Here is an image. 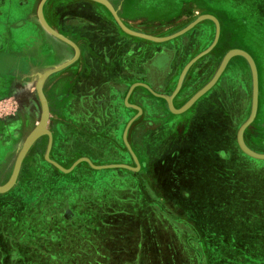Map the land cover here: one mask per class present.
<instances>
[{
    "label": "crops",
    "instance_id": "0c3cea01",
    "mask_svg": "<svg viewBox=\"0 0 264 264\" xmlns=\"http://www.w3.org/2000/svg\"><path fill=\"white\" fill-rule=\"evenodd\" d=\"M106 1L116 15V10L124 4H153L149 0ZM39 2L0 0V98L7 96L14 100L10 96L16 95L20 86L33 79L37 82V73L75 57L73 45L42 25L37 13ZM207 2L219 5V0ZM12 4L19 7L17 12H12ZM101 4L95 0H45L41 16L51 29L82 52L83 47H90L93 31L90 26L81 28L77 19L95 20L94 7ZM215 10L219 19V7ZM65 15L69 17V24L62 27L60 22L65 20L60 17ZM229 15L232 14L222 11L224 20L230 19ZM158 18L170 20L172 16ZM104 39L100 41L105 42ZM171 51L164 48L162 53ZM72 62L45 77L42 93L49 83L55 82L57 87L61 70H69ZM138 83L133 82L130 87ZM132 90H128L124 101L128 110L135 107L137 112L127 119L121 133H116L120 134L117 140L103 143L98 135L105 131L99 129L101 133L92 138L93 149L78 156L68 152L57 156H67L66 162L59 161L51 151H44L36 182L29 181L22 187L0 193V264H141V261L143 264H193L195 259H202V252L192 251V243L207 244L209 239L207 235L202 239L201 234H193L191 229L206 228L202 226L201 215L219 210L217 204H208V175L201 166H195L206 161L166 158V150H171L174 144L157 147L150 133L144 138L148 142L145 148L134 147L128 139L130 125L141 118H152L154 111L151 101H145L142 108L136 105L129 97ZM45 92L48 100L51 96ZM11 124L0 123V151L7 146L8 135L16 138ZM60 140L58 137L51 144L47 141L44 146L60 147L63 144ZM175 146L186 150L190 144L185 141ZM138 150H142V157L138 156ZM4 157L0 153V160ZM68 163L73 165L69 171L57 167L66 169ZM71 172L78 173L69 175ZM65 207L69 208L71 219L62 217ZM90 245H100L102 252L105 251L103 257L90 255ZM162 245L169 250L164 263L157 261ZM76 247H80L77 252ZM214 264H219L218 256Z\"/></svg>",
    "mask_w": 264,
    "mask_h": 264
},
{
    "label": "rangeland",
    "instance_id": "374dc122",
    "mask_svg": "<svg viewBox=\"0 0 264 264\" xmlns=\"http://www.w3.org/2000/svg\"><path fill=\"white\" fill-rule=\"evenodd\" d=\"M158 1L161 6L156 16L161 18L163 15H169L172 18L170 20L158 19V24L152 32L145 29V25L143 31L134 30L126 26L118 16L117 18L126 28L157 39L151 40L141 36L129 35L138 38L143 44H153L155 49L160 50L164 48H177L178 50L180 47V51L174 57L175 60H180V63H177L179 75L190 60L211 47L191 62L182 77V80L185 79L183 81L190 85L189 97L197 91L198 84L204 85L212 78L222 57L229 49L237 48L247 52L250 56L253 55L251 58L257 71L259 97L257 96L255 116L244 128L242 139L248 149L264 154V22L257 17L260 10L251 12V9H255L254 6L258 7L257 0H219V5L208 4L207 0H204L203 3L200 0ZM163 1L165 4L161 3ZM140 4L141 2L138 3V6H141ZM102 6L104 7L103 4L100 5V7ZM217 6L219 7V19L215 15V7ZM12 7V12H17L19 7L16 4H12ZM100 7L95 5L94 9L102 14L103 9ZM1 11H5V9L1 8ZM222 11L231 13L230 19L224 20ZM204 14L214 16L218 22L219 31L212 46L210 45L215 38L216 25L209 18L197 19ZM115 21L121 28L118 21L116 19ZM148 52L150 51H144V58L148 56ZM237 59L246 61L239 54L229 58L232 61ZM246 63L248 73L243 79H245L244 82L248 87L249 95L246 94V98L240 99V107L235 110L237 114H233L226 106L225 117L223 121L220 120L219 76L224 75L226 77V74L230 76L231 69L225 74H222L223 71H221L211 88L205 92L206 94H202V96L205 94L203 97V100H206L203 101L205 105L201 107L199 103L202 100L198 101L197 99L184 110H188L186 115L189 118L188 130L183 136L177 137L180 135L177 133L176 138L173 139L175 140L173 145L175 148L171 149L172 157H181L182 160L201 158L206 161L202 165L197 164L195 166H201L203 172L208 175V204L219 206L218 211H209L201 215L202 226L205 225L206 228L191 229L193 234H201L202 239L207 235L209 239L207 244L192 243L193 252H202V259H195L193 264H214L217 256L219 257V264H264V233L262 234L256 229L259 228L264 231V224L260 222V217L264 212H259V210L264 209V159L252 158L244 153L236 140L238 128L248 117L251 107L252 79L250 67L247 61ZM38 74L36 75L39 77ZM179 75H177V79ZM182 80L178 89L173 92L174 94L183 85ZM33 81L20 86L16 95L10 96L14 100L7 98V96L0 98V123H12L11 125H14L12 129L14 128L16 131V138H13V135H6V138L9 137L5 143L7 146L2 147L0 151L1 155L5 156L0 160V185L8 180L14 159L25 137L39 125L42 118H45L42 130H39V134L22 158L17 177L10 189L22 187L29 181H37L35 177H38L40 173L41 154L43 151L50 152L52 150L50 145L45 149L43 148L46 138L48 141L56 140L58 137L69 141L74 139L72 130H67L63 134L57 131V116H54L49 109L50 104L54 108L56 107L55 100L51 101L52 98L45 99L48 114L46 117L41 115L42 107L36 88L37 82ZM240 82L241 80L238 83L240 84ZM195 83L197 84L196 87L193 85L191 88V85ZM133 86L129 87L132 89ZM241 87V92L245 93L242 85ZM45 91L50 93V89L44 86L43 95L46 96ZM162 94L167 95L166 93ZM163 99L164 97H162ZM170 112H167L170 118H175L174 115L178 114L171 109ZM66 120L69 124L68 127H70L72 119L67 117ZM195 128L197 130L194 131ZM193 132L196 134L193 135ZM185 141L190 144L186 150H181L175 146ZM66 166L67 168L70 167L69 163ZM215 177L219 180L215 181ZM203 215H205L204 219ZM196 216L197 218L200 217L199 214ZM161 250L162 253L159 254L157 261L164 263L169 250H166L163 245Z\"/></svg>",
    "mask_w": 264,
    "mask_h": 264
},
{
    "label": "flooded vegetation",
    "instance_id": "af4514ba",
    "mask_svg": "<svg viewBox=\"0 0 264 264\" xmlns=\"http://www.w3.org/2000/svg\"><path fill=\"white\" fill-rule=\"evenodd\" d=\"M149 1H152L153 4H145L146 6L141 4L138 6L136 3L135 5L132 3L124 4L120 10H116L118 18L134 30L143 31L145 25V29L150 30L149 32L154 31L159 19L155 15L158 14L161 5L156 0ZM100 8L103 9V13L100 14L95 10V20L77 19L81 28L87 26L92 28L93 39L90 47H83L82 52L77 47L78 53L69 70H61L57 87L55 82L45 86L52 93L47 91L48 96L53 97L49 99L56 101V107L54 108L50 104L49 109L54 116H57V131L62 134L67 130L74 132L72 141L62 139L60 141L65 144H60V147H53L51 150V154L61 162L69 160L66 158L67 156L57 157L65 155L66 152L78 156V154H83V151L86 153L88 149H93L95 144L92 138H94V134L101 133L99 129L105 131L104 134L98 135L103 143L108 144L110 140L118 139L120 134L117 136L116 133H121L127 119L137 112L135 107L128 110L129 107L127 108L124 101L129 86L133 82L139 83L133 86L129 96L131 100L141 108L145 101H151L154 111L152 118H143V120L141 118L130 125L128 139L134 147L142 146L145 148L148 142H144V138L148 133L151 134L157 147L170 146L174 144L175 140L173 139L176 138L177 133H180L177 137L183 136L188 130L189 118L186 117L188 110L175 114V118H170L168 113L171 112L167 100L165 98L162 100L161 96L150 91L151 89L157 94L166 93L167 95L173 93L178 81L177 75H179L177 63H180V60H175L174 57L180 51V47L178 50L172 48L171 52L165 54L162 53V50L155 49L153 44H143L138 38L129 36L117 25L109 9L103 6ZM60 18L65 20V22L61 21L60 25L66 27L69 24L67 21L69 17L65 15ZM101 38H105V42L100 41ZM145 50L151 52H148L146 58L143 55ZM251 56L253 57V55ZM246 64V61L238 59L229 60L222 74L231 69L230 76L227 74L226 77L224 75L219 76V117L221 121L225 117L226 106L233 114H237L235 110L240 107V99L246 98V94L249 95L248 87L245 85V79H243L248 73ZM183 80L185 81V79ZM183 80V85L171 98V104L174 108H179L190 98L188 92L190 85H187ZM239 80H241L240 84L238 83ZM193 85L196 87L197 84H192L191 88ZM241 85L245 93L241 92ZM202 86L198 84L196 90ZM56 90L60 91V94H56ZM72 94L73 96H71ZM205 94L198 98V101L202 100L199 103L201 107L205 105L206 100H203ZM129 102L131 103L130 100ZM179 115L180 117H178ZM64 117L72 119L70 127H68L69 124ZM47 141L46 138L44 145ZM44 145L43 148L45 149ZM141 151L138 150L137 154L142 157ZM166 151L168 154L166 158L172 157V150ZM41 156L43 162L44 151ZM74 173L77 174L78 172H71L69 175ZM62 217L72 218L69 208H64ZM99 246L90 245L88 248L90 255L94 254L102 258L105 251L102 252ZM64 247L67 250V246L64 245ZM84 248L85 246H82V249ZM74 249L77 252L76 250L80 247Z\"/></svg>",
    "mask_w": 264,
    "mask_h": 264
},
{
    "label": "water",
    "instance_id": "95a60500",
    "mask_svg": "<svg viewBox=\"0 0 264 264\" xmlns=\"http://www.w3.org/2000/svg\"><path fill=\"white\" fill-rule=\"evenodd\" d=\"M44 1L45 0H40L39 5H38V8H37V13H38L39 20L41 21L42 25L44 26V28H46L47 31L53 33L55 36H57V37L65 40L66 42H68L71 45H73V47H74V49L76 51V53H75V57H76V55L78 53L77 47L69 39H67L63 35L57 33L53 29H51L46 24L45 20L42 18V16H41V6H42V3ZM95 1L102 3L103 5H105L110 10V12L113 14V16L115 17V19L120 24L121 28L126 33L131 34V35H135V36H141V37L149 38L151 40H157V39H155L153 37L145 36L144 34H141L139 32H136V31H133V30H130V29L126 28L121 23V21L117 18V15H116L113 7H111V5L106 0H95ZM201 18H209V19H211V20H213L215 22V25H216V34H215V38H214L212 44L210 45V46H212L215 43V41H216L217 34H218V31H219L218 22H217V20H216V18L214 16L209 15V14H204V15L198 17L197 19H201ZM210 48L211 47H208L203 52H201L200 54L196 55L192 60H190L187 63V65H185V67L183 68V70L181 71V73L179 75V78H178V81H177V84H176V88H175L174 91H176V89H178V87L180 85V82L182 80V77H183L185 71L187 70V68L190 66L191 62H193L195 59H197V57H199V55H202L203 53L207 52ZM235 54H239V55L243 56L246 59V61L248 62V65L250 67L251 79H252V94H251V107H250V112H249V115L246 118V120L239 126L238 131H237V134H236V140H237V143H238L240 149L244 153H246L247 155H249L252 158L264 159V154L256 153V152L248 149L244 145L243 139H242V133H243L244 128L253 120V118L255 116L256 109H257V96H258L257 71H256L255 64H254L251 56L247 52H245V51H243L241 49H237V48L229 49L224 54V56L222 57L221 62L219 64V67L216 70L215 74L212 76V78L209 81H207L200 89H198L180 108H174L172 106V104H171V98H172V96H173L174 93H172L171 95H165V94H162V93H160V94L154 93V94L164 97L167 100L169 109H171V111H173L174 113H181L185 109H187L195 100H197L203 93H205L209 88H211V86L215 83V81L217 80L218 76L220 75L221 71H223L225 65L227 64V62L229 60V58L232 55H235ZM75 57L72 58V59H70V60H68V61H66V62H64V63H62V64H60V65H58V66H55V67H52V68H48V69L44 70L43 72H41L39 74L36 88H37L38 96H39V99H40V102H41V107H42V112H41L42 114L41 115L42 116H45L46 117V115L48 114V109H47V105H46V102H45V97H44V95H43V93L41 91V85H42L43 79L48 74H50L52 72H55L58 69H60L61 67H63L64 65H67L70 62H72L75 59ZM44 121H45V118H42L41 119V122L39 123V125L36 126L25 137V139H24L22 145L20 146V148H19V150L17 152V155H16V157L14 159V165H13V168H12V171H11V174H10L8 180L5 183H3V184L0 185V193L7 191L14 184L15 179H16L17 174H18V171H19V167H20L22 158L25 155L26 151L28 150L29 146L34 141L35 137H37V135L39 134V132H40L39 130H42L41 128L44 125ZM50 142H51V140H49V143ZM49 145L50 144H48V146ZM55 165H57V164H55ZM57 167L60 170H62V171H69L70 169H72L73 165L70 166L67 169H65V168H63V167H61L59 165H57Z\"/></svg>",
    "mask_w": 264,
    "mask_h": 264
},
{
    "label": "trees",
    "instance_id": "16d2710c",
    "mask_svg": "<svg viewBox=\"0 0 264 264\" xmlns=\"http://www.w3.org/2000/svg\"><path fill=\"white\" fill-rule=\"evenodd\" d=\"M262 2L260 3V4H258V7H260L259 8V12H258V15H257V17L261 20V21H263L264 22V0H261ZM254 5H256V4H254ZM254 8H257L256 6H254ZM252 10V9H251ZM195 130H197L196 128L194 129V131ZM196 133L195 132H193V135H195ZM259 212H264V209H261V210H259ZM264 220V213H263V215L260 217V222L262 223V224H264V222H262ZM249 228L251 229V227L249 226ZM257 230H259L262 234L264 233V231H261L259 228H256ZM263 230H264V227H263ZM263 237V236H262Z\"/></svg>",
    "mask_w": 264,
    "mask_h": 264
}]
</instances>
